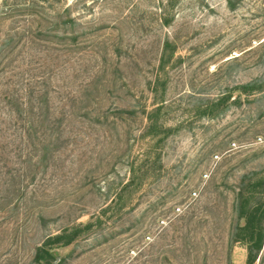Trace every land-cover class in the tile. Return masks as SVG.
I'll use <instances>...</instances> for the list:
<instances>
[{
	"label": "rangeland",
	"instance_id": "rangeland-1",
	"mask_svg": "<svg viewBox=\"0 0 264 264\" xmlns=\"http://www.w3.org/2000/svg\"><path fill=\"white\" fill-rule=\"evenodd\" d=\"M159 1L0 0V264L103 208L63 264H264V239L252 263L230 239L240 178L264 172V96L233 89L264 72V0Z\"/></svg>",
	"mask_w": 264,
	"mask_h": 264
},
{
	"label": "trees",
	"instance_id": "trees-1",
	"mask_svg": "<svg viewBox=\"0 0 264 264\" xmlns=\"http://www.w3.org/2000/svg\"><path fill=\"white\" fill-rule=\"evenodd\" d=\"M42 1L48 2V0ZM179 1L180 0H165V2L172 7L177 5ZM236 1L237 0H225L226 5L230 8L235 7ZM159 3L163 6L164 1L160 0ZM67 10L68 8H65L64 12L59 14V17H61V23L64 26H73L77 23V21L76 19L70 17L68 14H64L65 12L67 13ZM173 18L174 16L170 15L169 13L167 14L164 10V7H161L159 15L161 24H169L173 20ZM169 46L170 42L166 40L165 46L162 50L163 56L169 50ZM233 89L238 90L239 94H260V97H263L264 72L261 76H257L247 82L236 84ZM230 95L231 93L222 94L220 96H217L216 98L208 99L203 113H205L207 116L214 117L226 110L230 105L228 103ZM45 99L46 98H44V101H46L44 111H47L49 109V106L47 105V99ZM231 103L237 104V106L241 105L239 97L232 100ZM22 108L21 110H19L20 113L22 112ZM161 109L162 106L158 105L150 110H146L145 108L142 112L145 113L148 120L146 130L147 134L153 137L158 136L162 133H166L167 135L169 132H171V128L163 127V125L159 123V112ZM119 113H126L130 117L137 115L135 106H132L128 109H120ZM14 125L15 123L8 125L7 127L8 129H10ZM8 129L6 128V130ZM30 129L33 130L31 126H29V128H27V130L29 131L28 134H30ZM45 148H47V146H45ZM132 180H134V178L131 179V181ZM128 184L129 183H126V186ZM105 211L106 210L103 208L99 215H95L96 221L90 220L84 224H73L64 227L59 232L47 234L44 239L38 245H36L33 254V261L36 264H54V261L59 258L58 262H55V264H63L65 258H60L59 255L54 252V249L56 247L67 246L71 244L79 237L89 233L92 228L99 226L98 223L101 222V215H104ZM234 211L236 213L237 222L234 224L230 232V239L232 242H243L246 245V261L247 263H252L255 261L259 251L261 250L264 239V172L253 171L244 174L240 178L236 186ZM240 220H242L243 222L240 223Z\"/></svg>",
	"mask_w": 264,
	"mask_h": 264
}]
</instances>
